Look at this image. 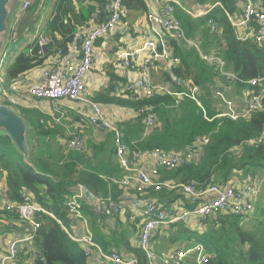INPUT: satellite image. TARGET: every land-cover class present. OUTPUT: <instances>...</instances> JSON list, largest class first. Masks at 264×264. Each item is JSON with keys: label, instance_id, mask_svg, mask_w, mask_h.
I'll use <instances>...</instances> for the list:
<instances>
[{"label": "trees", "instance_id": "trees-1", "mask_svg": "<svg viewBox=\"0 0 264 264\" xmlns=\"http://www.w3.org/2000/svg\"><path fill=\"white\" fill-rule=\"evenodd\" d=\"M94 1L103 4L106 0ZM40 2L41 0H32L26 12L15 21L11 30L12 47L21 44L24 36L21 29L31 24L32 16L39 8ZM180 2L184 8L190 6L189 2L203 8L214 6L207 15L196 19L176 8V17L181 22L186 38H199L197 48L187 47L183 42L174 40L172 56L178 59V64L172 66L170 72H163L162 75L152 74V77H155V85L163 88V91H158L149 98L120 96L112 99L111 102L115 104L130 106L137 114L133 122H126L117 127L130 150L141 153L153 150L180 152L198 140H208L196 161L176 170H160L162 180L174 183L195 181L200 187L209 184L223 186L240 180L241 175L245 173L254 176L259 171L264 173V144H250L264 133V82L260 86L252 87L256 93L262 94L258 111L251 113L247 118L236 120L227 116L218 117L204 90L206 85L215 86L218 81L226 80L221 78L218 64L204 61L199 55L201 53L206 57L220 58L224 63V70L235 75V79L230 81L235 82L238 92L250 89L251 86L247 84L249 80L264 77V40L257 44L253 40L237 37L230 21V18L241 14L246 0ZM250 2L258 9L264 10V0ZM71 3L72 0H56V14L45 30L47 35L43 34L54 43L56 35L61 36L62 44L55 49L71 41L78 26L83 21H88L93 11L92 7L86 9L81 6L76 14ZM123 6L126 12L124 21L128 24L148 12L143 0H124ZM211 19L217 25L215 32H210L207 26ZM254 25L253 23L251 27ZM19 36L22 37L20 42ZM43 55L44 50L39 47L38 37L34 43L15 55L6 52L0 70L2 84L8 86L25 72L40 65L42 60L39 57ZM113 86L110 84L109 93H113ZM186 86L200 88L201 94L197 96L200 106L187 96L175 99L167 93H185ZM0 104H5L1 98ZM143 108L151 109L158 119L159 125L149 133H145L144 114L139 113ZM17 111L30 126L29 136L33 143L30 161L34 167L23 163L22 157L10 140L0 135V165L5 172L1 171L0 176H4L6 184L5 194L9 199L6 202L18 205L24 202V198L32 196V202L45 211L35 214V221L39 224L36 238L39 256L34 264H84L83 248L68 236H78L76 233H79L81 226L72 222L66 213L65 197L75 193L77 186L91 192L94 197H111L109 191L116 187L113 180H120L122 171L115 165L107 183L89 169H81L78 163L83 160L84 146V151L71 150L68 158L62 154V149L58 156L44 155L43 151L46 152L50 143L56 141V136L60 134L59 127L49 126L47 121H50V118L45 120L32 111ZM110 165L112 166V163ZM238 174L239 177L232 179ZM111 179L114 185L110 183ZM120 195L121 191H118L112 198ZM145 197L164 204L180 199L186 208H191L186 199L176 191L149 190ZM0 215L19 217L17 212L6 207H0ZM245 220L234 214H217L200 221V228L193 227L192 225L197 223L190 220L189 225H186L187 222L181 224L179 231L177 229L173 236L174 241L183 248L187 242L201 244L204 252L210 255L205 264H264V208L259 207L255 211L252 219L254 225L249 230L242 225ZM97 236L99 234L94 229V242L97 241ZM179 236L183 238L178 239ZM153 240L154 237L152 242ZM152 250L156 254L153 246ZM134 256L138 258L139 264H147L145 254L139 249L134 251ZM154 264H158V261L155 260Z\"/></svg>", "mask_w": 264, "mask_h": 264}, {"label": "built area", "instance_id": "built-area-1", "mask_svg": "<svg viewBox=\"0 0 264 264\" xmlns=\"http://www.w3.org/2000/svg\"><path fill=\"white\" fill-rule=\"evenodd\" d=\"M124 0H106L103 4H96L90 18L91 23L75 31L71 41L54 50L49 57L50 65L44 73L40 83L24 89L21 79L12 81L4 86L0 80V98L6 105L14 109L42 111L44 106L39 102L51 104V112H62V102L81 103L87 107V112L82 113L80 122L82 125H92L95 128L107 130L113 135L114 154L122 171L120 180L115 181L121 190L138 193L145 196L149 190L168 192L176 191L186 199L191 208H186L183 201L176 200L164 204L156 199L145 197L140 207H131L129 221L138 222V249L145 254L147 264H154L157 260L160 264H205L210 255L203 250L199 243L184 244L185 248H176L170 256L160 253L154 254L152 250V238L159 229H168L176 224H186L190 220L200 222L217 214H234L241 218H248L255 213L258 199L264 195V175L251 176V173L242 174L240 180L232 184L220 186L209 184L200 187L195 181L188 183H174L162 180L160 170H176L181 166L196 161L207 139L196 141L193 145L180 152H164L153 150L149 152L131 151L126 144L123 134L118 128L110 124L103 116L99 104L86 99L87 80L90 76L94 59L95 43L98 40L109 41L115 34L117 26L124 20L126 12L123 6ZM147 7L146 19L149 28L141 38L135 40L133 48L126 49L117 55L118 65L127 74L123 81L113 86V93L117 97L149 98L163 88L155 85L152 79V69L158 62L165 61L175 64L174 58L165 45V38H173L183 42L187 47L197 48L198 40L188 39L185 36L180 20L176 17V8H180L191 18H199L207 15L214 6H208L201 11H194L182 7L180 0H143ZM31 4L30 0H22L20 13L25 12ZM43 5L40 2L39 8ZM219 4H216L218 6ZM237 36L243 40L250 39L259 44L264 40V10L258 9L250 0H246L242 12L235 18H230ZM255 24L251 27L252 24ZM207 26L210 32L217 30L214 20H209ZM39 47L45 50L50 39L44 35L38 36ZM202 60L216 63L220 68V75L226 80H234L235 75L224 70V63L215 56L201 55ZM3 58V57H2ZM2 59L0 61V70ZM263 78L251 79L247 82L250 88L260 86ZM253 90V89H252ZM175 99L187 96L196 101L200 106L197 96L200 95L198 87H188L185 93H170ZM227 106V113L219 116H228L233 120L247 118L261 107L262 94L254 90L246 100L240 112L232 109V103L225 101L223 95L218 93ZM144 114L143 123L145 133L151 132L158 124L157 116L149 108L139 110ZM52 116V115H51ZM79 122V121H78ZM68 142V148L77 151L83 150V142L80 136H74ZM264 144V133L251 145ZM151 160V164L143 167L141 162ZM251 174V175H250ZM83 187L77 186L73 194L65 197L66 213L74 223L82 225L85 232L75 236L68 234L69 238L84 245V254H89V249L94 247L92 234L87 221L82 213L81 200L85 194ZM86 197V196H85ZM93 211L95 215L117 216L122 212L123 206L117 204L111 197H94ZM8 210L15 211L19 217L30 225L31 233L22 239L10 241L5 253L0 255V264H13L16 262L23 244L33 240L37 236L39 224L35 221V214L44 212L35 205L29 197L18 205L4 204ZM88 228V230H87ZM65 230V229H64ZM66 232V230H65ZM104 259L112 264H139L136 258H122L117 254L104 255Z\"/></svg>", "mask_w": 264, "mask_h": 264}, {"label": "crops", "instance_id": "crops-1", "mask_svg": "<svg viewBox=\"0 0 264 264\" xmlns=\"http://www.w3.org/2000/svg\"><path fill=\"white\" fill-rule=\"evenodd\" d=\"M30 1L32 3V0ZM55 2L56 0H44L42 7L38 8L34 12L31 19V24H27L21 29L24 31V36L21 44H19L18 46H16L15 44L12 47L10 43V31L8 46L5 50L7 53L10 52V54L15 55L31 43H34L38 36H41L43 34L47 35V33H45V30L56 14ZM96 4L98 3H95L94 0H72L71 7L73 8L74 12L78 14L79 8L81 6L86 9L87 7H92L94 10ZM189 5L190 6H187L185 8L189 10L192 9L194 11L203 10V7L192 5L191 2H189ZM25 12L20 13L19 11L17 14H14L12 20V28L15 21H17ZM92 13L93 11L90 14L89 20L83 21V23L78 26V29L91 23L90 18L92 16ZM70 18L72 20L71 15ZM124 20H122V22L117 26L115 34L111 38V40H98L95 43L94 64L90 76L87 80L86 86V99L98 103L102 108L104 118L110 124L116 127L126 122H133L135 120V117L137 116L136 110L132 109L130 106H121L111 102L112 99H117V96L114 93H109L108 89L110 88V84H112L113 86L115 81L116 83H118L120 81H123L127 76H132V74H127L122 68H120L117 63V55L126 49L133 48L135 46V40L141 38L142 34H144V32H146L149 28V23L146 19L145 14L138 17L132 24H128ZM235 31L236 30L234 28V33ZM235 35L237 36L236 33ZM56 36V43L51 42L50 40V44H48V46L44 50V55L39 57V59L42 60V63L37 67L31 69L30 71L25 72L18 78L21 79L24 83V89H27L30 86L36 85L42 81L44 73L48 70L50 65V55L54 52V49L57 46L62 44L61 36ZM21 38L22 37L19 36V42L21 41ZM196 39L199 40V38ZM173 42V38H165V45L171 54H173ZM6 52H4L3 57H6ZM199 55L201 56L202 54L199 53ZM176 64H178V62L175 64H169L165 61L158 62L157 65H155L152 69V74L155 73L162 75L163 72H170V68ZM221 78L224 79L222 76ZM152 79L155 82L154 76L152 77ZM232 81H218L215 86L206 85L205 87L204 91L208 94L207 99L212 104V107L213 109H215L218 116L219 114L224 113L219 112L223 111V108H225H222L221 106L225 105V103L220 98L218 93L223 95L225 101H229L232 103V108L235 112H240L241 109L246 106V100L248 96L253 92L251 88H246L245 90H241L240 92H238V90H236V86L234 85L235 82ZM199 92L201 94L200 88ZM39 104L41 106H44L43 108H46V113H44L43 115H46L48 117H42L45 120L46 118H50V121H47L48 125L53 128L57 125L59 128L63 129V133H65L66 135L65 138H62L64 136H59L58 134L55 138L56 141H52V143H50L49 149H47L46 152L43 151L44 155L47 154L48 157L53 155L58 156L59 154H61L62 149V154L69 156V152L71 150H75L68 148V142H70L74 136L78 135L82 139L85 150V153L83 154V160L78 163V166L81 169H89V171L96 173L107 183L108 177L110 176V173L112 172V169L115 165L119 170H121L114 154L113 135H111L110 132H108L107 130L95 128L93 126L76 129L75 125L76 123H78L79 117H81L82 113L87 112V107L84 104H71L69 102L63 101L62 108H65L66 110L64 117L61 119H59L55 115H53L54 117H52L49 113H47V111H52L51 104L42 102H39ZM219 106L221 107L220 109ZM84 129L87 130L85 131ZM68 156L65 158H68ZM151 162V160L143 161L141 162V166L146 167L150 165ZM110 163H112V166L110 165ZM0 171L5 173L1 168V165ZM261 175L262 174L257 176ZM112 179L110 180V183L112 185L115 184L116 187L112 191H109L111 198L116 192L121 191L120 196L116 197L115 199L112 198L117 204L123 206L122 212L117 216L111 217L109 214L108 216L101 214L95 215L93 211V200H90L85 196L81 200V204L83 207L82 213L87 221L89 230L92 233V239L94 229L99 234V236H97V241L94 242L93 240L94 247H91L89 249V254H84V264H112L104 259V255H110L112 253L117 254L122 258H136L134 256V251L138 249L139 226L138 222L129 221L128 216L131 214V207L136 208L140 207L143 204L145 196L138 195L131 191L121 190L116 182H114V180V184L112 183ZM1 184L5 186L6 189L4 176H2ZM2 193L4 194V197H2ZM90 194L92 193L90 192ZM28 197L32 201V196ZM6 200L9 201L8 197L2 190H0V205L3 206L4 204L9 203L6 202ZM257 204L264 205V195H262L258 199ZM31 232L32 231L30 225L20 217H8L0 215V255L6 252L10 241L14 239L26 238ZM84 232L85 228H83L81 225L79 233L76 234L81 235ZM155 235L156 236L153 240V247L155 248L156 255H159L160 252H168L179 247L183 248L181 244L179 245V243H175V237H173L175 235L174 230L160 229L156 232ZM36 238L37 236L33 240H29L23 244L18 258L13 264H34V261L39 256V249L36 244ZM170 243L173 244L174 247L169 250V247L166 246V244L170 245ZM79 246L83 248L85 252L86 247L82 244H79ZM136 259L138 260V258Z\"/></svg>", "mask_w": 264, "mask_h": 264}, {"label": "water", "instance_id": "water-1", "mask_svg": "<svg viewBox=\"0 0 264 264\" xmlns=\"http://www.w3.org/2000/svg\"><path fill=\"white\" fill-rule=\"evenodd\" d=\"M22 0H0V61L8 46L14 14L20 11ZM30 126L18 111L6 104H0V135L6 136L16 152L22 157L23 163L34 167L30 161L33 143L29 136ZM83 192L93 200L92 194L86 189ZM44 261V260H42Z\"/></svg>", "mask_w": 264, "mask_h": 264}, {"label": "rangeland", "instance_id": "rangeland-1", "mask_svg": "<svg viewBox=\"0 0 264 264\" xmlns=\"http://www.w3.org/2000/svg\"><path fill=\"white\" fill-rule=\"evenodd\" d=\"M188 2H186V4H187ZM212 105V104H211ZM232 105V104H231ZM222 106V108L223 107H225V108H223V111H221V112H219V113H223V114H225V113H227L228 111H227V106H225V105H221ZM213 108V107H212ZM221 107L219 106V109H220ZM45 109L46 108H43L42 109V111H32V113L33 114H38V115H40V116H46V115H43L44 113H46V111H45ZM218 109V110H219ZM233 109V108H232ZM65 108H62L61 109V111L62 112H52V117H54L53 115H55V116H57L59 119H61V118H63L64 117V114H65ZM215 110V109H214ZM216 112V111H215ZM219 115H221V114H219ZM46 117H48V116H46ZM218 117H222V116H218ZM228 117V116H227ZM230 118V117H229ZM76 129H79V128H83V127H89V126H91L92 127V125H82L81 124V122H80V117H79V122L78 123H76ZM60 129V134H64V135H60L59 134V136H64V137H62V138H65L66 137V135H65V133H63L64 131H63V129H61V128H59ZM85 130V129H84ZM84 130H83V132H84ZM87 130V129H86ZM85 130V131H86ZM73 138H75V137H73ZM72 138V139H73ZM1 172V171H0ZM260 174H262L261 176H263L264 175V173H261L260 171L259 172H257V174L255 175V176H257V175H260ZM239 175L240 174H238V175H236V176H234L232 179H235V178H237V177H239ZM251 175V174H250ZM242 176V175H241ZM240 176V177H241ZM251 176H253V175H251ZM231 179V180H232ZM1 182H2V176H0V190H2L4 193H5V191H6V189H5V186H3L2 184H1ZM2 197H4V194L2 193ZM257 209H259L257 206H255ZM253 217H254V214L253 215H251L250 217H248V218H246V220L244 221V223L242 224L243 226H245L244 228L245 229H247V230H249L251 227H253V222H254V220L252 221V219H253ZM256 220V219H255ZM197 224L196 225H192L193 227H195L196 226V228H200V225H199V223L200 222H196ZM190 224V222H188L186 225H189ZM182 228V225L181 224H179V225H176V224H173V225H171V226H169V228H168V230H174L175 232L177 231V229L179 230V229H181ZM156 236V235H155ZM154 236V237H155ZM183 238V236H179L178 237V239L179 238ZM166 246H168L169 247V250L171 249V248H173L174 247V245L173 244H171L170 243V245H168V244H166ZM174 250V249H173ZM173 250H171V251H168V252H161V253H167V254H163V255H166V256H170L171 255V253L173 252ZM158 264H160V263H158Z\"/></svg>", "mask_w": 264, "mask_h": 264}]
</instances>
